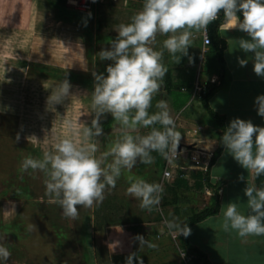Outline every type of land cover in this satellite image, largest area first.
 Wrapping results in <instances>:
<instances>
[{
    "label": "crops",
    "instance_id": "crops-1",
    "mask_svg": "<svg viewBox=\"0 0 264 264\" xmlns=\"http://www.w3.org/2000/svg\"><path fill=\"white\" fill-rule=\"evenodd\" d=\"M143 2L144 0H102L91 11L82 13L84 17L79 27L89 30L86 58L90 72L107 75L106 68L112 62L101 61L98 53L102 49L110 48L111 41L118 35V26L130 23L131 17L142 10ZM238 15L243 18L241 13ZM209 38L211 43L201 59V40L198 32H195L188 55L181 56L179 63L163 49L166 35L158 34L153 45L157 51L163 49V63L168 72L161 91L153 98L154 103L149 111L154 110V114L158 111L156 104L160 100L166 101L175 121L176 131L181 134L178 155L171 159V153L163 156L152 152V163L144 164L138 161L130 172L122 170L117 182L119 181L123 188L125 185L130 187L139 177L148 183L160 184L163 188L160 204L148 211L142 209L140 200L135 198L131 203H125L121 211L117 208L116 212H112L113 209L107 208V204L104 217L106 225H87L93 216L98 218L97 209L92 211L93 207L86 210V216H83L86 218L84 225H73L68 231L51 225L56 230L54 236L60 259L65 254V247L76 249V246H81L83 250L79 258H82L84 264H98L99 256L96 250L100 248L110 260L107 264H127V258L136 252L142 256L134 255L133 264H145V257H157L156 264H175V253L166 254L162 251L164 247H171L178 242L181 235L175 229L170 231L165 221L178 218L176 222L181 224L192 214L209 208L215 194L217 212L189 227L191 234L186 237L187 244L198 250L208 264H264V236L241 238L236 231L230 229L226 232L221 227L222 210L230 202L238 203L239 211L248 214L244 189L247 183H254V177L234 160L224 146L208 166L211 154L217 146L216 134L220 132V128L203 108L201 100L196 101L192 97V87L196 81L216 76L218 83L209 91L206 105L222 119L223 132L236 118L250 120L255 126L264 127V117L257 114L255 104L256 98L264 95V77L257 76L253 71L254 54L244 53L236 42L241 38L250 37L237 28H232L231 24L225 21L223 11L210 25ZM216 54H219L223 63L221 79L217 73ZM179 55L178 53L177 56ZM238 58L248 60V64L241 67ZM209 60L213 61V71L201 77L200 67ZM90 80L91 85L95 83L94 77ZM108 119H112L111 114H107L106 120ZM148 131L150 129L140 128L139 134L144 135ZM164 167H168L171 173L167 180L161 178V170ZM240 177L244 179L241 180ZM151 232L156 240H162L163 243L149 252L146 251L148 246L141 245L137 237L142 236L146 240ZM40 252L45 262H48L45 264H49L46 248ZM190 262L193 263L191 260ZM57 263H60L59 259Z\"/></svg>",
    "mask_w": 264,
    "mask_h": 264
},
{
    "label": "clouds",
    "instance_id": "clouds-1",
    "mask_svg": "<svg viewBox=\"0 0 264 264\" xmlns=\"http://www.w3.org/2000/svg\"><path fill=\"white\" fill-rule=\"evenodd\" d=\"M221 11L232 28L250 37L236 42L244 53L254 54L253 71L264 77V0H144L142 10L131 17V22L118 26V35L111 41L110 48L98 53L101 61L112 63L106 68V76L92 73L94 118L90 127L85 123L78 125L82 127L83 142L63 138L54 145V152L45 151L42 158L29 155L21 162L22 172L31 169L44 173L46 193L60 205L63 216L75 220L79 215L77 206L91 208L102 203L105 190L115 188L122 170L130 172L138 161L152 163V152L163 156L177 154L181 134L176 131L166 101L160 100L156 104L158 111L149 113L152 99L161 91L168 72L163 63V49L179 63L181 56L188 55L194 33L206 31ZM238 13L242 14V19ZM158 34L167 36L159 51L153 47ZM238 63L244 67L248 60L238 58ZM71 88L64 79L51 90L47 103L53 106L65 99L78 98L71 94ZM255 104L257 114L264 117V95L258 96ZM105 114H111L120 124L122 134L108 151L97 156L99 141L96 138L104 135L101 120ZM65 123L69 129L74 127L71 121ZM140 128L150 131L141 135ZM28 139L38 140L35 136ZM222 144L253 177L264 175V127L255 126L250 120L233 119L223 132ZM108 157H112L110 162ZM162 192L160 184L148 183L139 177L127 189V194L139 199L140 207L148 211L160 204ZM244 195L248 214L239 211L238 203L230 202L222 210L221 227L226 232L236 231L241 238L264 236V187L247 183ZM177 219L166 220L167 228L188 237L191 234L188 224H179ZM137 239L141 245L157 247L142 236ZM134 255L127 258V264H133ZM10 256L5 244L0 243V261L6 264Z\"/></svg>",
    "mask_w": 264,
    "mask_h": 264
},
{
    "label": "rangeland",
    "instance_id": "rangeland-1",
    "mask_svg": "<svg viewBox=\"0 0 264 264\" xmlns=\"http://www.w3.org/2000/svg\"><path fill=\"white\" fill-rule=\"evenodd\" d=\"M83 17L77 9L66 5L65 0H0V243L11 252L6 264L48 263L40 255L44 248L49 264H84L79 258L81 246L65 247L60 259L56 230L51 225L66 231L73 225H84L83 216L89 208L77 206L79 215L75 220L63 216L60 205L46 193L44 173L20 170L26 156L42 158L45 151L54 152V145L63 138L82 143L79 123L91 126L94 84H90L93 72L88 69L86 58L89 30L79 27ZM213 66L212 60L206 61L200 67L201 77L212 72ZM64 79L72 85L71 94L78 98L65 99L53 106L48 104L51 90ZM106 119L107 114L101 120L104 135L96 138L97 156L108 151L122 134L120 124L113 117ZM65 121H71L74 127L69 129ZM32 136L38 140L28 139ZM111 159L108 157L109 162ZM117 183L115 188L105 190L102 203L94 204L92 211L97 209L98 218L93 216L87 225H106L107 204V208L116 212L117 208L121 211L125 203L135 200L127 194L128 186L123 188ZM32 224L35 227H30ZM145 241L155 245L163 243L154 238L153 232ZM155 248L147 247L146 251ZM178 248L176 242L164 247L162 252L175 253V264H193L182 260ZM96 252L98 264H107L109 258L104 250L100 248ZM137 256L142 255L136 252ZM144 260L145 264H156L158 258Z\"/></svg>",
    "mask_w": 264,
    "mask_h": 264
},
{
    "label": "trees",
    "instance_id": "trees-1",
    "mask_svg": "<svg viewBox=\"0 0 264 264\" xmlns=\"http://www.w3.org/2000/svg\"><path fill=\"white\" fill-rule=\"evenodd\" d=\"M216 66H217V73L219 76V79L222 78L223 74V63L219 56V54H216ZM83 84L90 85L87 82H84ZM211 90V89H210ZM209 90V91H210ZM209 91L202 97L201 102L203 105V108L206 110L208 115L212 118V120L217 124V126L220 128V132L216 134V142L217 146L216 149L212 152L211 158L209 160L208 166L213 162V160L217 157V155L220 153V151L223 148L222 144V135H223V126H222V119L215 115L212 111H210L206 105V98L208 96ZM205 174H207V169L205 171ZM255 185L257 187H264V175L260 177H254ZM210 189H213V187H210ZM218 210V203L215 194L212 197V202L209 208H205L202 211L192 214L190 217L184 219L181 224H188V227L191 225L200 222L204 220L205 218H208L212 215H214ZM179 248L184 250L188 256H191L190 260L193 261L194 264H208V262L204 259V256L196 249L191 248L186 241V237L181 235L178 239Z\"/></svg>",
    "mask_w": 264,
    "mask_h": 264
},
{
    "label": "built area",
    "instance_id": "built-area-1",
    "mask_svg": "<svg viewBox=\"0 0 264 264\" xmlns=\"http://www.w3.org/2000/svg\"><path fill=\"white\" fill-rule=\"evenodd\" d=\"M100 2H102V0H95V2L94 0H65L66 5L73 7L75 10L77 9V11L81 13L89 12L91 9L94 8L96 4ZM211 24L212 23L208 25L206 31L201 30L198 32L200 40H201V53H200L201 59L203 58L205 51L207 50V48L209 47L211 43L210 38H209V28ZM217 83H218V78L216 76H211L204 81H196L192 87V97L196 101L201 100L202 97ZM177 155L178 153L176 155L170 154L169 156L171 159H175ZM170 177H171V173L169 171V168L164 167L161 170V178L164 180H167ZM178 253L180 257L182 258V260H184V262L190 261V257L187 255V253L184 250L178 248Z\"/></svg>",
    "mask_w": 264,
    "mask_h": 264
}]
</instances>
